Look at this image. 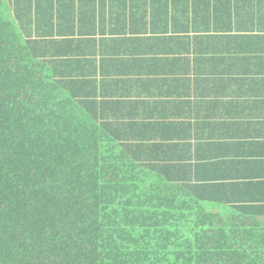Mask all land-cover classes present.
<instances>
[{"label": "trees", "instance_id": "16d2710c", "mask_svg": "<svg viewBox=\"0 0 264 264\" xmlns=\"http://www.w3.org/2000/svg\"><path fill=\"white\" fill-rule=\"evenodd\" d=\"M131 34L264 35V0H0V264H264L250 185L197 183L98 120L87 46Z\"/></svg>", "mask_w": 264, "mask_h": 264}, {"label": "crops", "instance_id": "0c3cea01", "mask_svg": "<svg viewBox=\"0 0 264 264\" xmlns=\"http://www.w3.org/2000/svg\"><path fill=\"white\" fill-rule=\"evenodd\" d=\"M250 36L98 37L79 70L82 92L98 120L131 126L139 154L187 164L197 183L250 185L248 197L262 201L264 35Z\"/></svg>", "mask_w": 264, "mask_h": 264}, {"label": "rangeland", "instance_id": "374dc122", "mask_svg": "<svg viewBox=\"0 0 264 264\" xmlns=\"http://www.w3.org/2000/svg\"><path fill=\"white\" fill-rule=\"evenodd\" d=\"M214 209V208H213Z\"/></svg>", "mask_w": 264, "mask_h": 264}]
</instances>
